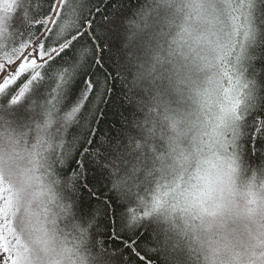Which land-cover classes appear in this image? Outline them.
Returning <instances> with one entry per match:
<instances>
[{"label": "snow or ice", "instance_id": "6c2138e0", "mask_svg": "<svg viewBox=\"0 0 264 264\" xmlns=\"http://www.w3.org/2000/svg\"><path fill=\"white\" fill-rule=\"evenodd\" d=\"M4 8L5 264H184L185 249L264 264V164L251 166L264 161V97L245 66L254 0H145L131 16L124 0ZM118 81L132 118L105 130ZM65 162L71 176L55 168Z\"/></svg>", "mask_w": 264, "mask_h": 264}, {"label": "trees", "instance_id": "16d2710c", "mask_svg": "<svg viewBox=\"0 0 264 264\" xmlns=\"http://www.w3.org/2000/svg\"><path fill=\"white\" fill-rule=\"evenodd\" d=\"M145 0H124V5L128 10L129 15L131 16L143 3ZM255 8L252 12V20L254 29L257 33L256 41L251 45L248 56L249 59L245 61V66L248 68L247 78L254 80L256 83V95L257 100L260 102V98L264 97V40L260 39V34L264 32V0H254ZM86 11V9H85ZM53 27L54 26H50ZM52 39H55V32L52 34ZM105 107L104 105H101ZM127 108V111H125ZM108 116L106 118L105 124L102 127L105 130L109 128L120 127L121 117L120 113L123 112L125 116H128L129 119L132 118L131 113L134 110V102L132 105L129 104L123 92L120 90L119 81L117 82L116 95L113 96L110 100L109 105L107 106ZM113 113H116L114 116ZM80 134L78 128L70 129L66 134H64V140L66 144H71L75 141L76 137ZM59 151V149L57 150ZM257 164H264V161H251V166L254 168ZM55 168L58 172L67 174L68 176L72 175V168L69 166L68 162H65L63 165L56 164ZM79 199L83 202L85 210L87 209V194L84 191L78 193ZM103 228V225H101ZM140 231L145 233L147 239H151L153 233L151 229L141 228ZM154 264H161V258H157L154 261Z\"/></svg>", "mask_w": 264, "mask_h": 264}, {"label": "clouds", "instance_id": "9594fccd", "mask_svg": "<svg viewBox=\"0 0 264 264\" xmlns=\"http://www.w3.org/2000/svg\"><path fill=\"white\" fill-rule=\"evenodd\" d=\"M175 259L176 258H174L173 260H169L167 253H162L161 264H174ZM178 259L179 261L184 262V264H204L203 255L199 257V260H197V257L195 255H192L191 257L188 256L187 249H185L184 254L180 255Z\"/></svg>", "mask_w": 264, "mask_h": 264}, {"label": "rangeland", "instance_id": "374dc122", "mask_svg": "<svg viewBox=\"0 0 264 264\" xmlns=\"http://www.w3.org/2000/svg\"><path fill=\"white\" fill-rule=\"evenodd\" d=\"M10 2H13L14 3V0H0V17H3L5 15H9V16L11 15V13H6L5 12V8H4V5L6 3H10ZM252 23H253V20H252ZM3 256H4V254L3 253H0V258H2ZM0 264H5V262H4L3 259H0Z\"/></svg>", "mask_w": 264, "mask_h": 264}]
</instances>
